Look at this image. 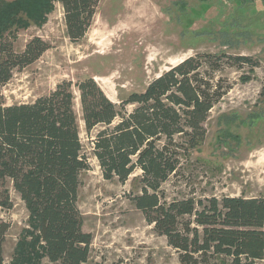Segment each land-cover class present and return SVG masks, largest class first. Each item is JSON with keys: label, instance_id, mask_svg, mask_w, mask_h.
<instances>
[{"label": "rangeland", "instance_id": "1", "mask_svg": "<svg viewBox=\"0 0 264 264\" xmlns=\"http://www.w3.org/2000/svg\"><path fill=\"white\" fill-rule=\"evenodd\" d=\"M0 21L4 44L21 53L39 37L48 48L16 68L1 87L4 105L31 103L66 80L90 168L81 174L77 205L82 230L92 237L86 264H180L178 252L157 234L132 202L140 171L125 182L103 177L83 129L79 81L93 78L105 95L120 103L156 77L196 53L248 56L258 67L223 65L216 78L230 90L211 109L200 146L181 158L179 171L162 183L167 201L215 197H264V0H99L85 35L66 36L60 0H33L38 12L5 11ZM19 4L28 0H18ZM38 5V6H37ZM32 7L33 10L35 8ZM11 208L0 207L9 225L3 264H52L45 257L24 202L6 186ZM1 199V198H0Z\"/></svg>", "mask_w": 264, "mask_h": 264}, {"label": "trees", "instance_id": "2", "mask_svg": "<svg viewBox=\"0 0 264 264\" xmlns=\"http://www.w3.org/2000/svg\"><path fill=\"white\" fill-rule=\"evenodd\" d=\"M98 2L60 0L71 41L85 35ZM32 3H7L5 14L10 17V9L19 11L20 5L38 12ZM3 6L0 21L6 18ZM3 39L0 34V207L12 206L6 188L11 184L35 223L47 260L86 264L92 237L82 230L77 201L81 174L90 162L80 138L72 85L64 80L31 103L4 105L1 87L13 70L38 59L48 45L33 37L23 52L15 53ZM225 64L253 69L259 63L248 56L196 53L118 104L93 78L74 85L91 155L103 177L123 183L140 171L141 191L132 202L178 252L180 264H264V197L167 201L160 189L179 171L181 158L204 141L211 109L231 88L216 78ZM8 227L0 221V264Z\"/></svg>", "mask_w": 264, "mask_h": 264}]
</instances>
